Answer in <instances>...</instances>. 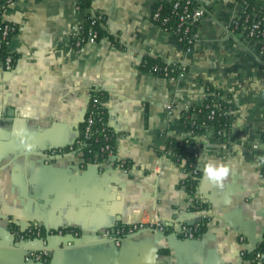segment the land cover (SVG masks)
I'll use <instances>...</instances> for the list:
<instances>
[{
	"label": "crops",
	"instance_id": "0c3cea01",
	"mask_svg": "<svg viewBox=\"0 0 264 264\" xmlns=\"http://www.w3.org/2000/svg\"><path fill=\"white\" fill-rule=\"evenodd\" d=\"M168 1H92L127 50L105 39L77 49L85 16L77 0H15L1 13L17 32L9 43L13 68L0 65V264H249L243 254L264 233V37H242L229 26L245 4L264 12V0H194L204 15L189 51L151 19L156 4ZM147 55L184 70L175 80L153 76L140 69ZM94 88L106 93L126 173L69 151ZM206 96L235 110L222 139L191 137L200 172L195 197L206 209L191 213L182 164L164 152L163 140L187 137L180 121ZM50 148L56 151L46 154ZM209 160L230 168L223 188L203 178ZM205 213V230L193 239L146 229L116 246L103 236L155 219L191 227L200 223L186 222ZM11 222L21 232L36 224L40 233L19 241ZM41 251L46 263L28 256Z\"/></svg>",
	"mask_w": 264,
	"mask_h": 264
},
{
	"label": "trees",
	"instance_id": "16d2710c",
	"mask_svg": "<svg viewBox=\"0 0 264 264\" xmlns=\"http://www.w3.org/2000/svg\"><path fill=\"white\" fill-rule=\"evenodd\" d=\"M93 0H77V6L81 12L85 13L84 22L81 26V31L79 37L87 40L92 34H95L94 41L99 42L103 39L107 40L112 48L127 50V46L120 41L119 37L108 30L106 17L103 13L92 10L91 4ZM178 2L179 8L175 9L174 4ZM185 4V0H172L168 2H159L156 4L155 8H160L159 10V21L163 19H168V22L164 25L167 30L172 31L176 25L175 13L180 11L181 7ZM4 5V0H0V15L2 12V6ZM197 6L194 0L188 5L189 9L192 10ZM244 13L241 18L230 24L229 30L241 34L242 37H248V32L252 24L259 21V27L255 31V40L260 41L264 37V12H256L250 5H243ZM256 14V15H254ZM157 21L155 24L161 23ZM1 23V20H0ZM198 27V26H197ZM192 28V33L195 34L196 28ZM1 29V26H0ZM185 49L190 50L191 47H186ZM262 49L263 46L259 45ZM7 49L2 48L0 51V62L5 56ZM264 51V49H263ZM15 56L13 59L15 61ZM140 69L142 71L148 72L156 77L170 78L174 80L180 75L179 65L173 62H168L157 56H143L140 62ZM156 69V71H154ZM167 69L169 74L164 75L163 70ZM213 90L211 87L207 89V92L211 93ZM106 93L104 91L94 88L88 95L84 120L79 123V134L74 143V151L76 154H80V158L86 161H101L105 158L102 157L100 149L105 145L109 144L113 148L114 153H116L115 147V135L112 128L109 127V113L106 106ZM235 110V105L230 101H218L215 102L210 96H206L203 102L199 106H190L186 111V115L180 121V128L186 135H197L200 133H210L216 139H222L223 135H227L231 129V116L230 113ZM91 113L92 124L90 125L89 132L85 134L84 130L87 125V119ZM104 135L108 137L107 140L104 139ZM164 152L168 153L176 164H182L181 170L185 174L181 185L185 189V193L188 198L191 199V206L189 207V212L200 213L206 212L205 205L199 202L196 195V187L200 179V172L197 167L198 157L189 151L188 147L194 144V140L191 137H186L182 140H177L173 137H164ZM264 162V157H263ZM124 165L129 167V164L124 162ZM121 227L128 229L129 225L121 224ZM206 227V220H203L199 224L198 234L203 232ZM10 230L21 231L14 223H10ZM25 231V230H24ZM22 231V232H24ZM256 249V248H255ZM262 254L264 252L259 249ZM162 254H166L165 250L161 251ZM244 258L246 260H251L252 251H245Z\"/></svg>",
	"mask_w": 264,
	"mask_h": 264
},
{
	"label": "built area",
	"instance_id": "2783aa9c",
	"mask_svg": "<svg viewBox=\"0 0 264 264\" xmlns=\"http://www.w3.org/2000/svg\"><path fill=\"white\" fill-rule=\"evenodd\" d=\"M14 3H15V0H4V5L1 8L2 12L7 6L13 5ZM190 3H191V0H185V4L181 7L180 11L175 13V16L177 17L176 18L177 25L172 31L167 30L166 26H164L168 22V19L165 18L159 21L160 8H155L151 16V19L154 23L157 21L161 23L162 26H160V24H157L160 28H162L166 32L173 33L176 36L178 43L182 45V47H183V44H185L186 47H191L193 45L195 34H193L191 30L193 27H197L200 24L203 18V15H204L203 10L198 5L194 7L192 10H190L188 7ZM174 8L175 9L179 8L178 2L174 4ZM77 9H79L78 6H77ZM243 13H244V8H243ZM0 20H1V15H0ZM0 26H1L0 51L2 48L7 49L5 56L0 62V65L6 71H10L13 68L14 59H13V54L9 50V43H10V38L17 32V27L15 25L5 24L2 22L0 23ZM258 27H259V21L252 24L248 32L249 38L252 39L255 37L256 35L255 31L258 29ZM80 31H81V28L79 30V33L77 34V36L74 38V41H73V45L77 49H79L84 44L95 42L94 41L95 34H92L87 40H85L82 37L78 38V36L80 35ZM184 50L189 51V48L188 49L184 48ZM183 70L184 68H181L180 74L183 72ZM154 71H156V69H154ZM163 72L165 76L169 74L167 69H164ZM169 79H173V78L170 77ZM167 109H170V106H167ZM91 124H92V119H91V113H90L87 119V125L84 130L85 134L89 132ZM193 136H196V135H191V134L187 135V137H193ZM104 139L107 140L108 137L104 135ZM73 148H74V145L69 149V151H74ZM100 152L102 154V157L105 158L104 159L105 161H109L112 164H116L117 167L121 169L123 173H126L128 171V169L124 165V162L117 157V153H114L113 148L110 147L109 144H105L100 149ZM191 203L192 202L190 199V204ZM201 218L203 220H208L209 215L206 213L202 214ZM146 229L154 230L159 233H165L168 230H171L172 231L171 233L173 234L181 235L188 239H193L198 234L199 224L188 227L184 224H179V223H172L168 225L167 223L160 221L158 219H155L153 221H148V222L137 221L134 224H130L128 229H125L121 227L120 225H117V227H115L112 232H105L103 236L105 239L113 242L116 246H119L124 237L131 235L135 231L146 230ZM14 233L19 241H24L25 239L31 236L39 235L40 229L38 228L36 224H34L33 226L28 227L24 232L16 231ZM259 249H262V251L264 252V233H263L260 243L258 244L256 249L252 251V258L251 260H249V264H264V255ZM28 256L31 260L37 261V262L46 263L48 260V253L46 251L31 252L28 254Z\"/></svg>",
	"mask_w": 264,
	"mask_h": 264
},
{
	"label": "clouds",
	"instance_id": "9594fccd",
	"mask_svg": "<svg viewBox=\"0 0 264 264\" xmlns=\"http://www.w3.org/2000/svg\"><path fill=\"white\" fill-rule=\"evenodd\" d=\"M229 175L230 168L227 165L211 160L204 165L203 178L214 187L223 188Z\"/></svg>",
	"mask_w": 264,
	"mask_h": 264
},
{
	"label": "water",
	"instance_id": "95a60500",
	"mask_svg": "<svg viewBox=\"0 0 264 264\" xmlns=\"http://www.w3.org/2000/svg\"><path fill=\"white\" fill-rule=\"evenodd\" d=\"M85 108H86V106H85ZM85 108L82 110V112H81V120L80 121H78L77 122V124H76V129H77V127H78V124L79 123H82L83 122V120H84V115H85ZM54 151H56V149L55 148H50V149H47L46 151H45V153L46 154H48V153H52V152H54ZM45 153H43V154H45ZM47 156V155H46ZM201 222V218H197V219H195L194 221H187L186 222V224L187 225H193V223H200ZM152 232H154V233H157V234H163V233H159V232H156V231H154V230H151ZM262 239V238H261ZM257 246L255 245V244H253V249H250V251H253L255 248H256Z\"/></svg>",
	"mask_w": 264,
	"mask_h": 264
}]
</instances>
